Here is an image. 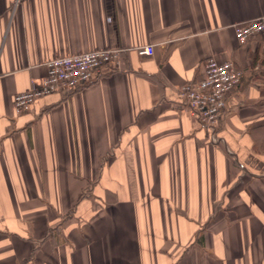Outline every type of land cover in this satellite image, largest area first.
Instances as JSON below:
<instances>
[{
  "label": "crops",
  "instance_id": "crops-1",
  "mask_svg": "<svg viewBox=\"0 0 264 264\" xmlns=\"http://www.w3.org/2000/svg\"><path fill=\"white\" fill-rule=\"evenodd\" d=\"M258 18L264 0H0V264H264V32L235 28ZM100 49L121 70L16 113L49 60ZM211 57L244 72L214 141L178 96Z\"/></svg>",
  "mask_w": 264,
  "mask_h": 264
},
{
  "label": "built area",
  "instance_id": "built-area-1",
  "mask_svg": "<svg viewBox=\"0 0 264 264\" xmlns=\"http://www.w3.org/2000/svg\"><path fill=\"white\" fill-rule=\"evenodd\" d=\"M236 35L244 45L253 37L264 32V19L258 18L236 25ZM141 56H151L155 52L152 44L137 48ZM121 49H100L89 52L57 57L49 60L47 74L40 84L14 97L17 114L29 111L39 99L52 93L74 92L86 83L96 79V75L108 70H121ZM244 72L232 61H219L215 57L207 59L205 76L198 82H187L179 87L178 96L182 103L199 120L214 141L221 114L227 105L229 95L240 84Z\"/></svg>",
  "mask_w": 264,
  "mask_h": 264
}]
</instances>
